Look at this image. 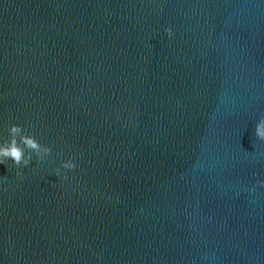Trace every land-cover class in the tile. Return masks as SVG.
<instances>
[{
	"label": "water",
	"instance_id": "95a60500",
	"mask_svg": "<svg viewBox=\"0 0 264 264\" xmlns=\"http://www.w3.org/2000/svg\"><path fill=\"white\" fill-rule=\"evenodd\" d=\"M261 119L264 0H0V264H264Z\"/></svg>",
	"mask_w": 264,
	"mask_h": 264
},
{
	"label": "clouds",
	"instance_id": "9594fccd",
	"mask_svg": "<svg viewBox=\"0 0 264 264\" xmlns=\"http://www.w3.org/2000/svg\"><path fill=\"white\" fill-rule=\"evenodd\" d=\"M165 33L169 39H174L176 36L171 27L166 28ZM8 133L10 139L0 137V165H7L9 171L16 169L17 176L23 174L21 169L28 168L34 158L42 163L53 152V147L42 145L36 136L22 125L13 124L8 129ZM256 136L260 141H264V119L256 124ZM77 167L75 159L69 158L62 161L61 166L55 170V175L68 180L70 179L68 171L75 170ZM257 186L264 187V181H259Z\"/></svg>",
	"mask_w": 264,
	"mask_h": 264
}]
</instances>
